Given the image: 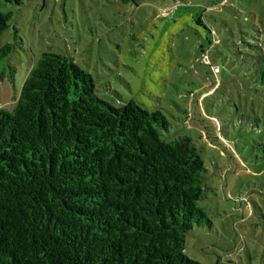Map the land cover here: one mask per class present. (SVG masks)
<instances>
[{
    "label": "rangeland",
    "instance_id": "rangeland-1",
    "mask_svg": "<svg viewBox=\"0 0 264 264\" xmlns=\"http://www.w3.org/2000/svg\"><path fill=\"white\" fill-rule=\"evenodd\" d=\"M10 9L0 46L15 49L1 67L0 108H13L43 52L71 56L101 98L159 109L166 140L196 143L210 225L186 233L184 253L202 264H264V93L254 71L264 0H25Z\"/></svg>",
    "mask_w": 264,
    "mask_h": 264
},
{
    "label": "trees",
    "instance_id": "trees-1",
    "mask_svg": "<svg viewBox=\"0 0 264 264\" xmlns=\"http://www.w3.org/2000/svg\"><path fill=\"white\" fill-rule=\"evenodd\" d=\"M24 1L0 0V37ZM14 44L0 46V76ZM255 58L264 93V52ZM168 126L159 109L101 98L71 56L43 52L0 108V264H202L184 248L210 225L206 168L190 136L163 137Z\"/></svg>",
    "mask_w": 264,
    "mask_h": 264
},
{
    "label": "built area",
    "instance_id": "built-area-1",
    "mask_svg": "<svg viewBox=\"0 0 264 264\" xmlns=\"http://www.w3.org/2000/svg\"><path fill=\"white\" fill-rule=\"evenodd\" d=\"M202 62H204L205 64L209 63L207 55H203L202 56ZM212 70H213V72H217L218 71V66H212Z\"/></svg>",
    "mask_w": 264,
    "mask_h": 264
}]
</instances>
